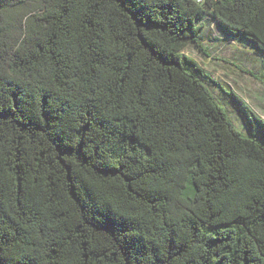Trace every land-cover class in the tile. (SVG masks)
<instances>
[{
	"label": "trees",
	"instance_id": "16d2710c",
	"mask_svg": "<svg viewBox=\"0 0 264 264\" xmlns=\"http://www.w3.org/2000/svg\"><path fill=\"white\" fill-rule=\"evenodd\" d=\"M226 44L264 0H0V264H264V120L184 55Z\"/></svg>",
	"mask_w": 264,
	"mask_h": 264
},
{
	"label": "rangeland",
	"instance_id": "374dc122",
	"mask_svg": "<svg viewBox=\"0 0 264 264\" xmlns=\"http://www.w3.org/2000/svg\"><path fill=\"white\" fill-rule=\"evenodd\" d=\"M208 54L206 58L192 47L184 52L185 56L208 72L211 81L216 83L217 88L211 86L213 94L209 91L234 128L245 138L261 141L260 126L254 122L250 128L237 106L222 90L227 93L234 91L264 120V53L254 47L241 49L226 44L211 49ZM185 69L191 72L187 65Z\"/></svg>",
	"mask_w": 264,
	"mask_h": 264
}]
</instances>
